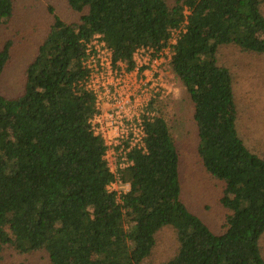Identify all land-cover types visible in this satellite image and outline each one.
<instances>
[{
    "label": "trees",
    "instance_id": "trees-1",
    "mask_svg": "<svg viewBox=\"0 0 264 264\" xmlns=\"http://www.w3.org/2000/svg\"><path fill=\"white\" fill-rule=\"evenodd\" d=\"M66 1L73 16L55 13L22 91H0V258L14 248L45 253V264H264V157L238 134L233 77L218 60L222 45L264 53V0ZM15 4L0 0V27L14 18ZM96 34L113 65L127 70L140 47L154 55L172 49L170 69L193 106L198 153L225 183L220 233L182 200L180 154L157 99L143 115L144 144L111 169L91 121L97 95L85 83L87 43ZM13 45H0V81ZM117 180L129 189L111 190ZM170 226L175 253L151 262L158 232Z\"/></svg>",
    "mask_w": 264,
    "mask_h": 264
},
{
    "label": "rangeland",
    "instance_id": "rangeland-1",
    "mask_svg": "<svg viewBox=\"0 0 264 264\" xmlns=\"http://www.w3.org/2000/svg\"><path fill=\"white\" fill-rule=\"evenodd\" d=\"M262 7L264 11V4ZM55 13L63 18L73 16L66 0H16L14 18L8 26L0 27V45L8 40L14 42L12 59L0 81L3 94L16 96L22 91L26 65L50 28ZM218 60L229 67L233 77L238 134L248 148L264 157V53L245 51L236 45H222L218 50ZM164 78L167 87L155 99L162 107L180 154L182 200L214 232L220 233L228 213L221 202L225 183L212 176L203 165L198 153L199 139L193 106L184 86L169 68ZM108 109V105L101 108L102 115ZM122 152L121 148L107 150L106 158L113 171L124 166ZM110 189L120 193L127 190L128 185L115 181ZM177 244L176 230L171 226L162 228L149 260L154 263L167 260L175 253ZM260 247L264 257V233ZM22 261L45 264L48 259L40 251L22 254L14 248L6 249L0 258V264H19Z\"/></svg>",
    "mask_w": 264,
    "mask_h": 264
},
{
    "label": "built area",
    "instance_id": "built-area-1",
    "mask_svg": "<svg viewBox=\"0 0 264 264\" xmlns=\"http://www.w3.org/2000/svg\"><path fill=\"white\" fill-rule=\"evenodd\" d=\"M177 34L178 31L174 30L171 43L176 42ZM87 52L84 64L90 71L85 80L86 87L95 91L99 109L109 106L105 114L102 115L100 110L93 116L92 124L96 133L104 137L108 149L121 148L124 155L132 146L144 144L143 115L150 113V101L167 87L164 77L166 70L170 69L173 51L167 47L154 55L152 48L140 47L134 53L136 64L131 70H127L122 62L113 65L112 50L100 34L87 43ZM123 159L125 166L128 164L126 156ZM124 184L129 189V183Z\"/></svg>",
    "mask_w": 264,
    "mask_h": 264
}]
</instances>
